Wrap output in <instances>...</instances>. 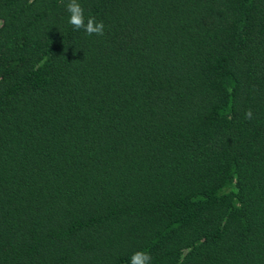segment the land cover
<instances>
[{"label": "trees", "instance_id": "1", "mask_svg": "<svg viewBox=\"0 0 264 264\" xmlns=\"http://www.w3.org/2000/svg\"><path fill=\"white\" fill-rule=\"evenodd\" d=\"M67 2L0 0V264H264V0Z\"/></svg>", "mask_w": 264, "mask_h": 264}, {"label": "clouds", "instance_id": "2", "mask_svg": "<svg viewBox=\"0 0 264 264\" xmlns=\"http://www.w3.org/2000/svg\"><path fill=\"white\" fill-rule=\"evenodd\" d=\"M68 13V24L74 30H83L88 36L102 37L104 35L105 25L103 21H97L94 16L85 17V10L78 0H68L65 5ZM78 62V61H77ZM252 111L245 113V119H252ZM152 257L144 251H137L130 257V264H151Z\"/></svg>", "mask_w": 264, "mask_h": 264}]
</instances>
